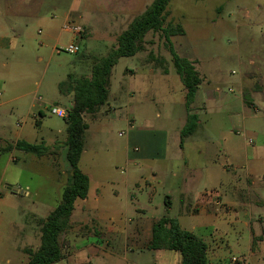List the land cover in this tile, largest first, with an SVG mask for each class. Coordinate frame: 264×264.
<instances>
[{
  "label": "crops",
  "instance_id": "0c3cea01",
  "mask_svg": "<svg viewBox=\"0 0 264 264\" xmlns=\"http://www.w3.org/2000/svg\"><path fill=\"white\" fill-rule=\"evenodd\" d=\"M40 1L53 11L68 8L62 14L61 33H69L63 29L64 25H78L70 21V16L74 13L73 1H79L77 18L82 24L78 26L83 28L82 39L87 42L85 58L92 61L91 58L102 57L115 47L117 36L153 0ZM184 1L189 5H203L207 0ZM217 2L208 13L189 15L190 30L175 23L184 34L169 39H185L187 34L210 35L209 42L201 41L198 47L181 40L173 48L179 57L192 63L200 79L189 113L185 108L186 90L172 66L171 56L170 64L179 83L178 100L171 98L170 88L168 98L157 99L156 89L148 84L154 78L168 79L171 75L167 59L154 55L152 49L146 50L147 43L152 44L147 40L150 33H158L164 40L161 32L147 33L144 49L125 57L136 61L138 70L126 68L125 74H138L144 82L140 93H150L147 99L130 101L132 94L139 92L135 83L119 85V88L116 85L113 89L111 74L118 62L112 68L106 103L96 114L84 118L87 129L78 168L88 178L87 195L74 203L70 215L74 227L64 236L66 254L54 264H179V253L147 249L152 227L163 217L176 220L182 230L203 240L207 264H225L226 252L231 254L232 264H252V259L263 252L264 182L251 180L257 174L264 178V0ZM69 34V44L80 39L79 35ZM219 36L234 39L233 49L221 59L214 52L218 49L216 38ZM60 38V33L48 35L44 41L58 43ZM8 45L7 39L0 36V51L8 49ZM98 49L105 53L97 55ZM193 49L198 50L199 57ZM211 53L216 55L212 57ZM121 59L124 58L118 61ZM230 64L233 70L227 74L225 66ZM0 66L6 65L0 61ZM78 70V74L70 75L89 77L91 62L90 65L86 61L81 63ZM66 98L69 99L67 108L55 102L50 104L34 94H17L10 89L8 93L6 90L0 93V107L27 101L29 109L37 108V115H31L30 119L39 128L43 126L39 119L51 107L65 110L71 107V95L67 93ZM108 100H121L134 116L126 122L128 136L118 149L109 143L105 131L90 130L88 124L103 119L106 116L103 111L110 112ZM158 106L165 113L161 120H156L157 115L153 114ZM259 112L263 115L257 116ZM187 115L195 116L196 123L192 133L182 136ZM136 121L138 127H135ZM26 124L27 118L15 127L22 129ZM5 125L0 123L3 172L10 170L11 163L28 159L27 155L32 156L30 163H42L47 168L46 183L37 187L20 188L17 178L13 177L14 171H9L7 178L0 176V264H26L28 256L23 251L38 248L41 222L58 205L62 190L69 182L66 133L59 143L38 142L30 139L26 130L12 133ZM57 132L62 134L60 130ZM232 133L241 135L243 142L231 141ZM249 133L260 139L254 148L248 147L252 144L250 139H244ZM18 141L42 145L48 153L36 157L18 151L14 149ZM15 152L22 159L15 157ZM165 200L169 204L167 210ZM17 216L25 220L23 227L15 223Z\"/></svg>",
  "mask_w": 264,
  "mask_h": 264
},
{
  "label": "rangeland",
  "instance_id": "374dc122",
  "mask_svg": "<svg viewBox=\"0 0 264 264\" xmlns=\"http://www.w3.org/2000/svg\"><path fill=\"white\" fill-rule=\"evenodd\" d=\"M79 2V1H78ZM77 1H73L72 11L74 13L70 16V21L75 24H82V20L77 18L79 8ZM81 3V1H80ZM79 3V4H80ZM77 4V5H76ZM216 4L217 0H207L203 5L195 4L189 5L184 0H171L167 5L166 11H168V16L166 17L164 26L168 23L171 25H181L186 30H190L192 24L188 25L187 19L189 20V15H194L198 13L210 12ZM70 2L67 3V6ZM43 2L40 0H0V36H3L8 41V49L0 51V61L5 63V68L0 66V93L3 91L14 90L18 93H30L34 94L35 97L41 98L44 101L52 104L55 102L60 107H68L69 99L66 98V86L68 87V76L70 74H78L79 67L81 63L87 62L90 65L89 59L85 58L87 56V42L82 39L84 33L80 34V39L73 42V45L78 47V52L76 54H68L63 51H59L61 47L69 44V33H61L63 17L62 14L67 12L68 8H63L59 11H53L47 9ZM175 19V22L173 21ZM60 33L61 38L58 43L51 41L49 44L44 41V38L48 35H58ZM147 40L152 41L147 43V47L152 49V52L156 56H163L167 59L168 66L171 69V75L168 79H163L157 77L152 79L151 83L156 89L154 97L159 100H164L167 97V89H172L170 94L174 101L179 98V83L178 79L174 73V70L170 64V54L165 45L164 40L160 37L158 33H150ZM186 41L191 46L198 47L200 42L208 43L210 40V35L207 33L203 34H187L185 39L177 37L172 39L171 45L173 48L176 43L180 41ZM231 42V43H230ZM216 44L218 49L214 50L217 53H211L210 56H218L219 59L227 56V53L234 47V39L231 36H219L216 38ZM110 47V44H106ZM195 55L199 57V52L197 49H193ZM97 55L103 52V50H96ZM140 56H143L141 54ZM167 65V64H166ZM131 69L133 71L138 70V65L134 58L121 59L118 61L117 65L114 67L111 74V84L113 82V89L119 85H127L128 83H135L136 90L139 92H134L132 94V99L143 98L147 99L150 93L147 92L145 95L140 93L141 86L144 82L139 80L138 74L130 76L125 74V69ZM233 70V66H225V71L228 74L229 71ZM113 80V81H112ZM167 81L169 86H167ZM61 85H63L64 91L61 90ZM144 88L143 90H147ZM60 92V93H58ZM61 95V96H59ZM124 99V93L121 92ZM109 111H103L106 115L103 119L89 121L90 130L95 131H105L108 141L114 148H121L128 136V125L127 120L134 118L133 113L128 112V108L125 107L120 101L108 100ZM159 105V103H156ZM37 108L29 109L28 102L22 100L15 102L14 104H8L0 107V123L11 130L12 133L20 132L21 130H26L30 134V139L40 141L50 140L54 143H59L65 138L64 132V121L60 118L52 116L46 112V116L39 119L43 122V126L37 128L31 122V115H37ZM154 115H157L156 120H161L164 118V110L162 107L158 106L154 108ZM262 112H259L257 116H262ZM27 118V124L24 128L20 129L15 127L18 122H23ZM139 122H135V127H138ZM257 128V126H255ZM51 129V133L49 132ZM258 129V128H257ZM60 130L62 134L57 131ZM232 140L239 143L243 142V137L237 134H231ZM245 140L250 139L252 144H248V147L254 148L259 144L260 139L255 135L249 133L244 137ZM247 142V141H246ZM222 145L224 143L222 142ZM20 153L15 152V157L20 158ZM31 155H27L24 161L20 160L16 164L11 163L9 171L13 172V177L17 178L18 186L24 189L25 185H30L31 187H37L38 185H44L47 181V168L45 165L30 163L28 160ZM22 159V158H20ZM3 160L0 157V176L5 175L7 178L10 174L9 171L3 172ZM120 167V165H118ZM16 168V169H14ZM240 172V171H239ZM251 181H256L258 183L264 182V178L257 174L253 177ZM4 187V186H3ZM157 200V198H156ZM15 219V223L18 226L23 227L25 225V220L19 218ZM232 250V249H230ZM263 252L256 255L252 259V264H264V246L262 247ZM234 254V253H233ZM230 253L226 252L224 254L226 263L229 262ZM250 263V262H248Z\"/></svg>",
  "mask_w": 264,
  "mask_h": 264
},
{
  "label": "trees",
  "instance_id": "16d2710c",
  "mask_svg": "<svg viewBox=\"0 0 264 264\" xmlns=\"http://www.w3.org/2000/svg\"><path fill=\"white\" fill-rule=\"evenodd\" d=\"M171 0H153L143 13L136 16L127 29L116 38L115 47L108 50L102 57L91 58L90 76H68L67 93L71 95V107L64 118L66 133V161L70 167L68 184L63 188L60 202L41 222L39 229V246L36 250L25 249L28 256L26 264H54L63 259L66 254L65 234L74 227L70 215L77 199L86 198L88 178L78 168L79 158L83 151L84 133L87 124L85 116H93L108 98L109 78L112 68L120 58L132 57L142 51L143 39L149 32H161L167 44L171 63L179 75L186 90L185 108L190 112L200 79L192 63L181 58L170 44V37L183 35L178 25L170 23L164 26L166 8ZM164 26V27H163ZM63 85L61 90L64 91ZM246 104L248 99L245 97ZM196 117L187 115V123L182 130V136L192 133ZM11 147L8 148L10 150ZM14 149L41 157L48 153L42 145L28 144L18 141ZM168 202L165 200L166 210ZM148 250H168L179 253V264H207L206 245L191 232L182 230L177 221L168 217L157 220L151 230Z\"/></svg>",
  "mask_w": 264,
  "mask_h": 264
},
{
  "label": "built area",
  "instance_id": "2783aa9c",
  "mask_svg": "<svg viewBox=\"0 0 264 264\" xmlns=\"http://www.w3.org/2000/svg\"><path fill=\"white\" fill-rule=\"evenodd\" d=\"M63 29L66 32H69L74 35H80L84 32L82 27L72 24L64 25ZM59 51H63L68 54H76L78 52V47L73 44H68L64 47H61ZM49 114L57 118L64 119L67 116V110L59 107H51L49 110ZM133 151H137L136 148H134Z\"/></svg>",
  "mask_w": 264,
  "mask_h": 264
}]
</instances>
